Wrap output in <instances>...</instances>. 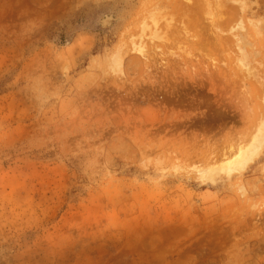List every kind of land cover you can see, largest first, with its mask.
I'll list each match as a JSON object with an SVG mask.
<instances>
[{"label": "rangeland", "instance_id": "374dc122", "mask_svg": "<svg viewBox=\"0 0 264 264\" xmlns=\"http://www.w3.org/2000/svg\"><path fill=\"white\" fill-rule=\"evenodd\" d=\"M0 264H264V0H0Z\"/></svg>", "mask_w": 264, "mask_h": 264}, {"label": "bare ground", "instance_id": "6f19581e", "mask_svg": "<svg viewBox=\"0 0 264 264\" xmlns=\"http://www.w3.org/2000/svg\"><path fill=\"white\" fill-rule=\"evenodd\" d=\"M118 64V63H117ZM119 65V64H118ZM120 67V66H119ZM117 67V68H119ZM245 156V153L244 154H241V150L239 151V155L237 156L235 162L238 163V162H243L245 160V158L243 159V157ZM235 163V164H236ZM231 168V167H230ZM232 169V168H231Z\"/></svg>", "mask_w": 264, "mask_h": 264}]
</instances>
